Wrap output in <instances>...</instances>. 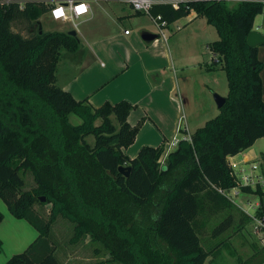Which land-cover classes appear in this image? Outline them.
I'll return each instance as SVG.
<instances>
[{
  "label": "trees",
  "instance_id": "1",
  "mask_svg": "<svg viewBox=\"0 0 264 264\" xmlns=\"http://www.w3.org/2000/svg\"><path fill=\"white\" fill-rule=\"evenodd\" d=\"M2 1L0 200L12 217L37 233L4 264H59L48 239L58 218L71 225L70 244L88 237L119 264H203L219 245L203 251L198 230L221 215L211 229L214 237L233 220V206L217 192L234 186L226 157L264 138L261 63L257 47L246 44L255 16L264 15V0H242L233 8L214 0H188L176 10L168 5L150 10L167 25L191 12L204 19L217 36L208 50L217 56L226 82L217 114L195 129L189 142L179 141L161 163L162 147H141L132 159L123 154L142 121L127 124L132 105L122 100L93 108L56 85L60 51L73 50L76 40L68 32H41L38 19L46 7L27 2L19 9ZM69 115L78 124H70ZM118 167L129 168L127 177ZM26 174L33 183L29 190H24ZM241 192L264 196L258 189ZM34 204L48 206L46 217ZM255 214L264 221L260 208ZM240 217L248 220V215Z\"/></svg>",
  "mask_w": 264,
  "mask_h": 264
},
{
  "label": "crops",
  "instance_id": "2",
  "mask_svg": "<svg viewBox=\"0 0 264 264\" xmlns=\"http://www.w3.org/2000/svg\"><path fill=\"white\" fill-rule=\"evenodd\" d=\"M111 3L116 6L112 11L106 12H111L114 15L115 25L118 27L119 21L131 23L136 35L132 38L129 37V31L126 35L123 34L118 46L111 44V41H116L115 36L91 42L84 33L76 30L77 23H75V29L69 27V31L75 32L76 45L78 42L82 43L79 49L80 57L63 63L60 76L57 75V71H59L57 64L56 85L64 92L69 93L75 101H86L93 108L99 107L104 102L114 104L122 100L132 105L133 109L126 118L127 124L133 127L139 120L142 119V121L132 144L123 149V154L128 159H132L141 147H162L163 152L159 158L161 163L166 155L164 149L167 141L173 135H179L176 130L178 118L181 115L184 116V120L181 122L185 128L184 131L190 135L210 117L217 114L211 94L207 91L210 86L215 84L216 74L209 68L214 65L211 64V58L208 62L193 61L192 65L199 70L197 82H195V79L188 75L187 69L185 70L186 64L190 63L174 54L172 47L167 45L168 40H162L158 36L156 27L152 24L153 27L148 25V30H144L145 28L139 24V19L145 16L133 13L125 4L114 1ZM95 5L96 3H90V13L83 16L85 18L77 20H81L80 23L91 21L97 12ZM99 9L105 11L103 7H99ZM179 20H184V22L181 23L177 32L188 26L187 28L190 29L186 32L196 39L200 37L199 34L206 35L210 31L204 19L195 18L192 12L174 23ZM124 30L126 29L124 28ZM252 30L261 34L264 32V15L255 16ZM173 34L174 32L171 33V35ZM144 35H153L154 39L143 41L141 37ZM208 54L211 53L208 52ZM256 57L261 63L258 76L260 99L264 102V45L257 46ZM200 99L204 103L202 107L204 105L206 107L205 111H202L201 105L197 103ZM186 117L192 125L191 130H188ZM263 156L264 138H259L248 149L234 156H227L226 162L231 170L235 171L247 167L252 162L264 160ZM250 196L256 195L240 193L237 199L240 203H244L242 201H248ZM1 202L0 264H4L9 257L26 249L37 237V233L26 221L12 217ZM253 206L256 209L260 208L264 213V197L260 198V201ZM48 239L54 248L53 255L59 264H85V259H80L78 256L71 258L70 251H65V248L61 250V258H58L59 248L49 238V234ZM69 239L67 244L72 249V246L77 243L70 244Z\"/></svg>",
  "mask_w": 264,
  "mask_h": 264
},
{
  "label": "rangeland",
  "instance_id": "3",
  "mask_svg": "<svg viewBox=\"0 0 264 264\" xmlns=\"http://www.w3.org/2000/svg\"><path fill=\"white\" fill-rule=\"evenodd\" d=\"M113 1L107 2H97L95 5L96 15L89 21L80 23L81 20H76L78 32H82L86 35L89 41H98L100 39L115 36L116 41H111L113 46H118L121 43V37L123 35L122 31L125 28L130 32L129 37L136 35V31L133 29V25L126 23L124 21H119L118 27L114 23V15L111 12L116 4L111 3ZM237 2H226L224 5L227 8H233ZM99 7H103L105 11L100 10ZM82 17L80 19H83ZM200 19V18H198ZM41 32H59L66 33L69 31L70 24H62L59 21H52L48 16L42 15L38 19ZM184 20H179L178 22L169 25L163 30L165 39L168 40L167 45L172 47L174 54L178 58H184L190 64H186L185 70L190 78H194L197 82V76L199 70L192 65V62H208L211 59L215 60L214 66H210V71L216 74L214 86H210L207 90L210 92L211 96L217 94L224 97L226 92L225 80L223 73L219 69L220 65L217 63V56L208 54V44L217 39V36L212 27L208 26L210 31L206 35H200L199 38H194L189 35L188 31L190 28L185 27L183 30L177 32L175 26L180 27ZM139 24L148 30V25H152V22L148 20L147 17L139 19ZM145 26V27H144ZM133 27V28H132ZM153 27V25H152ZM22 37H27V34L20 30L15 29ZM171 35V33H173ZM171 35V36H169ZM78 42V38H77ZM81 43V42H80ZM80 45L74 47L73 50H61L59 58L57 60L58 69L57 75L60 76V69L64 66L67 60L78 59ZM178 46V48H177ZM83 49V48H82ZM207 53V54H205ZM103 59L101 58V61ZM56 64V66H57ZM196 66V65H195ZM56 73V67H55ZM197 84V83H196ZM196 89V86H195ZM212 90V91H211ZM212 92V93H211ZM198 104L201 105L202 111L206 110L205 105L202 107L203 100L200 99ZM212 103V102H211ZM200 107V106H199ZM211 118V117H210ZM68 122L72 125L78 124V119L72 115L67 117ZM188 118L186 117V120ZM188 130H191L192 125L190 121L187 120ZM91 142V138L87 139ZM21 176V175H20ZM33 183L30 175L26 174L24 176V190H29ZM264 197V196H262ZM256 196L248 197V201H242L239 206L231 203L234 212H232V224L223 233L217 236H211V229L222 219L221 215L210 218L203 228L198 230L199 245L203 251H208L212 247L218 246V249L209 257H207L203 264H264V228L258 223L255 211L256 207L253 205L260 201V198ZM1 202V200H0ZM2 203V202H1ZM238 203V202H237ZM238 205V204H237ZM34 208L39 212L40 215L46 217L47 206H40L34 204ZM240 215H248V220H242ZM264 225V221H263ZM72 235L71 225L60 218L56 219L54 224L50 228L49 238L54 242V244L59 248L57 252L58 258H61V250L65 248V251H70V257H79L80 259H85V264L91 263H101V264H119L112 261L108 257L106 250L98 242L90 241L88 237H84L77 244L72 246V249L68 246L67 240ZM94 250L96 252H94Z\"/></svg>",
  "mask_w": 264,
  "mask_h": 264
},
{
  "label": "built area",
  "instance_id": "4",
  "mask_svg": "<svg viewBox=\"0 0 264 264\" xmlns=\"http://www.w3.org/2000/svg\"><path fill=\"white\" fill-rule=\"evenodd\" d=\"M114 1L116 3H122L128 6V8L136 14L147 17L158 31V36L165 40L163 30L167 25L160 19L159 15L151 16L150 10L157 5H168L172 10H176L180 4H185L188 0H3L4 4L15 3L18 8H22L25 3H36L46 7L47 12L44 14L52 21H59L62 24H70L74 30L76 24L74 21L90 13V3ZM213 1V0H204ZM216 2H239L242 0H214ZM83 6L84 12H78L77 9ZM57 12L62 13L57 15ZM171 25V24H170ZM180 28L175 26V30ZM128 31L124 30L123 34H127ZM184 120V116L181 115L178 118V126L176 132L179 135H173L165 145V153H168L174 149L179 141L189 142L190 138L182 126L181 122ZM183 131V132H181ZM160 163V162H159ZM234 186L228 190H217V192L224 196L230 203L239 206L240 201L237 199L241 192V188H248L250 190L264 191V160L255 161L250 163L247 167L239 168L231 173ZM238 202V203H237ZM238 204V205H237ZM258 223L264 228L263 222L258 218Z\"/></svg>",
  "mask_w": 264,
  "mask_h": 264
},
{
  "label": "water",
  "instance_id": "5",
  "mask_svg": "<svg viewBox=\"0 0 264 264\" xmlns=\"http://www.w3.org/2000/svg\"><path fill=\"white\" fill-rule=\"evenodd\" d=\"M68 35L71 37H75V32L74 31H68ZM141 39L143 41H151L154 39L153 35H144L141 37ZM246 44L250 47H257L259 45H263L264 44V35L259 33L256 30H251L247 37H246ZM212 98V102L215 106V108L218 110L224 103V97H221L217 94H213L211 96ZM117 171L119 174H121L123 177H127L128 172H129V168L127 167H118ZM40 202L44 201L43 197L39 198Z\"/></svg>",
  "mask_w": 264,
  "mask_h": 264
},
{
  "label": "snow or ice",
  "instance_id": "6",
  "mask_svg": "<svg viewBox=\"0 0 264 264\" xmlns=\"http://www.w3.org/2000/svg\"><path fill=\"white\" fill-rule=\"evenodd\" d=\"M78 12H84L85 8L83 6H81L80 8L77 9ZM62 13L57 12V15H61Z\"/></svg>",
  "mask_w": 264,
  "mask_h": 264
}]
</instances>
